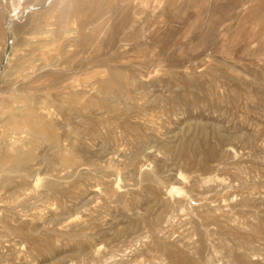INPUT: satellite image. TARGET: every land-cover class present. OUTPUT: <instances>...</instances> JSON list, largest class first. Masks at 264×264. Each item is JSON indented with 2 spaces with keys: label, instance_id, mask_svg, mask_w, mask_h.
<instances>
[{
  "label": "rangeland",
  "instance_id": "374dc122",
  "mask_svg": "<svg viewBox=\"0 0 264 264\" xmlns=\"http://www.w3.org/2000/svg\"><path fill=\"white\" fill-rule=\"evenodd\" d=\"M75 1L0 0V264H264V0Z\"/></svg>",
  "mask_w": 264,
  "mask_h": 264
},
{
  "label": "bare ground",
  "instance_id": "6f19581e",
  "mask_svg": "<svg viewBox=\"0 0 264 264\" xmlns=\"http://www.w3.org/2000/svg\"><path fill=\"white\" fill-rule=\"evenodd\" d=\"M72 1H74V2H72ZM129 1V0H128ZM69 3H70V1H68ZM76 1L75 0H71V4L72 3H75ZM79 2V1H78ZM77 3V2H76ZM80 4H78V7L77 6H75L76 8H74V7H71L72 9H73V11H74V9H75V12L77 11V12H79V11H81V10H79V9H77V8H79V6H81L82 7V11H83V14L85 15V16H87V18H88V16H90V17H95V16H97L98 14H99V5H97V0H81V2H79ZM66 5H67V3H66ZM75 5H77V4H75ZM101 6V5H100ZM66 8V7H65ZM67 9V8H66ZM79 10V11H78ZM76 12V13H77ZM114 12V11H113ZM79 13H81V12H79ZM81 15V14H80ZM137 15V14H136ZM138 16V15H137ZM83 17V16H82ZM92 20V19H91ZM127 20V14H125L124 13V15L122 16V21H126ZM68 30H70V29H68ZM71 31V33L72 32H77V34H75V35H78V31L77 30H75V31H72V30H70ZM80 31V30H79ZM85 31V30H84ZM94 31V30H93ZM115 32H116V29L113 27V28H110L108 31H107V35H106V39H104L103 41H105V42H107V45L109 44L110 45V47H114L115 45H116V43H115ZM132 32V31H131ZM92 33V32H91ZM134 33V32H133ZM70 34V33H69ZM73 34V33H72ZM94 34V33H93ZM135 34V33H134ZM97 35V34H96ZM79 36V35H78ZM66 38V37H65ZM96 38V37H95ZM94 40H96V39H94ZM93 40V41H94ZM89 42H92V37H91V35H90V33H89V35H83V37L80 39V45L81 46H85L86 44L88 45L89 44ZM92 43H95V42H92ZM95 46V45H94ZM141 48V47H140ZM98 49V48H97ZM137 49H139V47L137 48ZM94 50V49H93ZM106 63V62H105ZM39 68H38V70L37 71H35V75L34 76H32L30 79H28L27 81H22L21 83H20V86H22L24 89H25V87L28 89V88H30L31 87V84L35 81H37V80H40L41 78H43L44 76H46V75H52V74H50V72H45V73H39ZM116 74V73H115ZM45 78V77H44ZM53 78V77H52ZM55 78V77H54ZM118 79V77H114V78H112V79H107V80H103V81H101L100 82V84H99V91L100 92H102V93H106V94H111L113 91H114V84H115V79ZM120 78V77H119ZM20 79V78H19ZM13 80H14V78H13ZM42 80V79H41ZM53 80V83L56 81L55 79H52ZM34 82V83H35ZM38 82V81H37ZM52 83V84H53ZM22 84V85H21ZM68 85V84H67ZM33 86V85H32ZM50 87H52L51 85H49ZM54 86V85H53ZM69 86V85H68ZM49 87V88H50ZM33 88V87H32ZM54 88V87H53ZM65 89H66V87H65ZM64 89V90H65ZM54 90H55V88H54ZM61 91V90H60ZM57 92V91H56ZM114 93V92H113ZM3 94V93H2ZM77 94V93H76ZM105 95V94H104ZM104 95H102V96H104ZM74 96V95H73ZM73 96L71 95L70 96V94H69V97H68V99H67V97H66V100L69 102H73ZM93 98V97H92ZM103 98H105V97H103ZM119 98V97H118ZM99 99V98H98ZM20 100V99H19ZM88 101H89V99H88ZM109 101V100H108ZM20 102V101H19ZM69 102V103H70ZM92 102H93V99H92ZM94 102H96L95 100H94ZM24 103H25V101H24ZM73 103H76L75 101L73 102ZM86 103V102H85ZM22 104V103H21ZM71 104V103H70ZM79 104V103H78ZM90 104H91V102H90ZM108 104V103H107ZM24 105V104H23ZM86 105V104H85ZM98 105H99V103H98ZM98 105H96V106H98ZM101 105V104H100ZM88 106H89V104H88ZM102 106V105H101ZM5 107V106H4ZM26 107V106H25ZM82 107V106H81ZM83 107H85V106H83ZM100 107V106H99ZM108 107H110V106H108ZM103 108V107H102ZM112 108V107H111ZM114 108V107H113ZM2 109V108H1ZM23 108H21V110H22ZM20 110V109H19ZM18 109H17V111H19ZM20 110V111H21ZM34 110H35V108H34ZM34 110H31V111H27V112H24V111H21V112H24V114L23 113H21V114H18V118H19V120H21L24 124H26L27 126L26 127H28L32 132H35L36 134H41V133H43V134H47V137H48V140H50L51 142H54V136H53V132L52 131H49V133H46V131H45V129H44V127H43V125L40 123L41 122V118H39L41 115H38V114H41L39 111H38V114H37V112H34ZM116 111V110H115ZM115 111H112V112H115ZM5 112V111H4ZM3 112V113H4ZM1 114V113H0ZM114 114V113H113ZM1 117H2V115H1ZM12 117V116H11ZM17 119V118H16ZM5 121V120H4ZM20 121V122H21ZM14 122V121H13ZM16 122H18V120H16ZM3 123V122H2ZM5 123V122H4ZM11 123V122H10ZM12 125H15V123H11ZM10 124V125H11ZM23 124V125H24ZM96 124V123H95ZM8 125V124H7ZM46 125H49V124H46ZM19 125H17L16 124V128H19L18 127ZM21 126V125H20ZM11 127V129H12V126H10ZM21 127H23V126H21ZM14 128V127H13ZM7 131V130H6ZM21 131H27V130H23V129H21ZM33 139V138H32ZM38 139V138H37ZM35 140H36V138H35ZM12 141V140H11ZM29 142V141H28ZM15 143V142H14ZM13 143V144H14ZM31 143V142H30ZM35 143V142H34ZM9 144H10V142H9ZM11 146H9V148H10ZM15 148V147H14ZM7 149V148H6ZM12 150V149H11ZM8 152V151H7ZM11 152V151H10ZM14 152V151H13ZM14 157L15 156H12V155H9L8 156V158L9 159H11V160H13L14 159ZM64 157V156H63ZM3 158V157H2ZM7 158V157H6ZM6 158H5V160H6ZM4 159V158H3ZM18 159V158H17ZM14 161H16V159L14 160ZM65 163H66V165H67V163H70L72 160L70 159V158H64V160H63ZM2 162V161H1ZM7 162V161H6ZM63 163V162H62ZM2 166V165H1ZM39 245V244H38ZM42 247V246H41Z\"/></svg>",
  "mask_w": 264,
  "mask_h": 264
}]
</instances>
